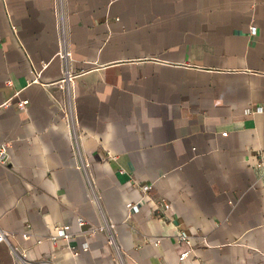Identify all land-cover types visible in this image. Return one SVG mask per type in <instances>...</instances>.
<instances>
[{
  "label": "crops",
  "instance_id": "1",
  "mask_svg": "<svg viewBox=\"0 0 264 264\" xmlns=\"http://www.w3.org/2000/svg\"><path fill=\"white\" fill-rule=\"evenodd\" d=\"M3 103L0 264H264V0H0Z\"/></svg>",
  "mask_w": 264,
  "mask_h": 264
},
{
  "label": "built area",
  "instance_id": "2",
  "mask_svg": "<svg viewBox=\"0 0 264 264\" xmlns=\"http://www.w3.org/2000/svg\"><path fill=\"white\" fill-rule=\"evenodd\" d=\"M251 33H255V27H252ZM59 55L61 56L62 60L65 61V59H67L69 57V52H67L65 50V48L63 47L60 50ZM67 78L69 80L72 78V75H71V73H69L68 70H66L64 72V77L60 80V82H64ZM27 102H28L27 100H22L19 102V105L24 106L25 104H27ZM6 104L7 103H3L2 105H0V107L5 106ZM246 112L249 113V109H246ZM66 116H67L68 121L70 120L73 122L74 118H73V112H72V104L70 101L67 104ZM223 134H225V133H223ZM8 147H9V143H7V142L0 143V162L1 163H5L7 161ZM81 166H84L83 163ZM89 185H90V188L92 189L90 182H89ZM148 188H149L148 185L142 186L143 191H147ZM94 200L96 201V199H94ZM154 205H155V209H161L163 211L168 209L170 206L169 203H167L164 200H159L158 202H155ZM133 207H134V209H136V205H134ZM77 221H78V224L80 226H82L83 224L86 223L85 219L81 216H79L77 218ZM54 228L56 229V234L51 235L49 237V239L52 242V245L55 246L57 239L60 237L64 238L65 240H69L71 238L72 233H71V230H70L71 227L69 224H66V223L56 224V225H54ZM8 234H9L8 231H6L5 229L0 227V245L6 241ZM177 235H178L180 240L186 241L187 243L192 244L193 238L191 236H189L183 232H179ZM108 242L114 247V250L116 252V256L118 258H120L119 247L115 243L114 237H113L111 232L108 234ZM9 251L14 256L15 264H54L53 261H51L48 257H43V258L36 260V261H29L28 259H26L25 255L20 251V249H18V247H15V246L10 245Z\"/></svg>",
  "mask_w": 264,
  "mask_h": 264
},
{
  "label": "bare ground",
  "instance_id": "3",
  "mask_svg": "<svg viewBox=\"0 0 264 264\" xmlns=\"http://www.w3.org/2000/svg\"><path fill=\"white\" fill-rule=\"evenodd\" d=\"M66 81V80H65Z\"/></svg>",
  "mask_w": 264,
  "mask_h": 264
}]
</instances>
